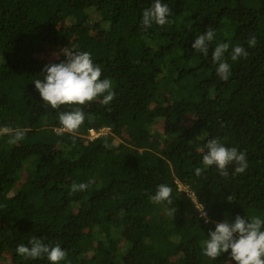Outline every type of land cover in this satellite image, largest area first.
I'll list each match as a JSON object with an SVG mask.
<instances>
[{
    "label": "trees",
    "instance_id": "16d2710c",
    "mask_svg": "<svg viewBox=\"0 0 264 264\" xmlns=\"http://www.w3.org/2000/svg\"><path fill=\"white\" fill-rule=\"evenodd\" d=\"M161 2L169 23L145 30L154 0H0V129L24 132L14 144L0 132V263L50 264L16 253L35 236L66 250L60 264H236L230 250L203 255L209 232L237 215L264 219V0ZM208 27L205 56L191 44ZM222 42L227 81L212 59ZM237 45L248 56L233 61ZM65 49L91 54L112 82L110 104L43 106L33 81L66 62ZM47 50L61 56L42 59ZM76 107L83 124L62 131L59 113ZM212 138L246 154L243 174L195 175ZM160 184L173 204L150 199Z\"/></svg>",
    "mask_w": 264,
    "mask_h": 264
},
{
    "label": "clouds",
    "instance_id": "9594fccd",
    "mask_svg": "<svg viewBox=\"0 0 264 264\" xmlns=\"http://www.w3.org/2000/svg\"><path fill=\"white\" fill-rule=\"evenodd\" d=\"M170 15L171 10L167 4L162 3L161 0H154L152 6L143 11L141 26L145 30L153 24L164 26L169 23ZM214 39L215 31L212 27H208L203 34L196 36L191 48L206 56L209 52V42ZM256 43L255 37L248 41L249 47H254ZM229 47L228 43L222 42L212 52L213 63L218 65L216 74L224 81H227L231 74L230 65L224 59ZM64 54L67 57L66 62L46 65L41 74L42 78L33 81L44 102L43 106L45 108L50 106L52 109H59L64 105L83 106L99 97H103L104 105L110 104L115 97V93L112 91V82L110 79H101L102 70L100 66L93 63L91 54L87 51L73 52L66 49ZM242 56L245 58L248 56L245 48L239 45L232 48L231 60H238ZM84 119L85 115L80 107H76L73 111L60 112L58 115L62 131L67 133H75L83 124ZM0 132L10 135L14 133L9 140V143L13 144L24 137L22 130H13L8 127L0 129ZM206 148L207 152L202 159L204 167L194 169L197 177L212 166H215L223 177L229 175L227 171L229 165H235V174H243L246 171L248 163L244 152L235 147H225L215 138L208 140ZM92 182L90 178L87 183H73L71 191L73 193L86 191ZM171 194V187L160 184L150 199L155 203L167 202L171 205L173 204ZM190 198L204 221L210 222L207 212L204 210L205 206L194 200L191 195ZM227 199L232 202L231 196ZM262 229H264V219L258 216L245 218L237 215L234 222L225 220L216 223L215 230L210 231L208 239L204 241L203 255L215 261L230 250V259L236 264H264V230ZM15 251L25 259L36 260L46 256L50 264H60L67 256L66 250H63L59 244L47 246L42 239L35 236L29 239L27 245L19 244Z\"/></svg>",
    "mask_w": 264,
    "mask_h": 264
},
{
    "label": "rangeland",
    "instance_id": "374dc122",
    "mask_svg": "<svg viewBox=\"0 0 264 264\" xmlns=\"http://www.w3.org/2000/svg\"><path fill=\"white\" fill-rule=\"evenodd\" d=\"M61 56V54H59L58 52H56V51H53V52H51V51H46L42 56H41V58L42 59H45V60H54V59H58L59 57ZM190 123H192L191 122V120H190ZM109 132V129H106V130H102V132H101V134H107ZM101 134H97V133H94V132H92L91 133V138L93 139V138H96V137H98L99 135H101ZM229 167H231V165H229ZM0 264H2V263H0ZM6 264H9L8 262L6 263Z\"/></svg>",
    "mask_w": 264,
    "mask_h": 264
},
{
    "label": "built area",
    "instance_id": "2783aa9c",
    "mask_svg": "<svg viewBox=\"0 0 264 264\" xmlns=\"http://www.w3.org/2000/svg\"><path fill=\"white\" fill-rule=\"evenodd\" d=\"M92 132L96 133L94 130H92L91 133H92Z\"/></svg>",
    "mask_w": 264,
    "mask_h": 264
}]
</instances>
